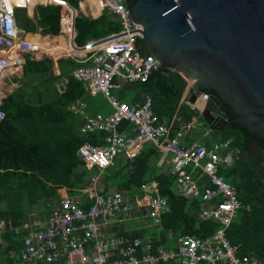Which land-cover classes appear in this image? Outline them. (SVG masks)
Listing matches in <instances>:
<instances>
[{"label": "built area", "instance_id": "built-area-1", "mask_svg": "<svg viewBox=\"0 0 264 264\" xmlns=\"http://www.w3.org/2000/svg\"><path fill=\"white\" fill-rule=\"evenodd\" d=\"M94 1L101 12L112 13L118 19L121 29L110 34L119 37L97 47H86L81 64L72 71L90 95L103 94L111 108L107 114L87 110L83 99L70 107L82 116L80 134L90 138L79 146L77 155L87 169L94 170L91 182L80 195H69L68 190L59 192V197L50 205L49 215L29 217L19 225L10 223L15 234L23 231L25 234L22 246L10 251L5 264H264L255 257L240 256L238 245L232 244L227 236L245 206L235 185L220 174V169L233 166L240 159L241 150L233 145L232 139L207 145L211 129H204L203 119L197 116L181 122L173 133L172 122L158 121L149 95L143 102L124 101L123 87L147 81L161 64L153 54H141L139 27L126 0ZM67 3L0 0V88L33 58V49H44L43 45L20 37L18 8L32 10L40 5H60L59 33L70 34V48L75 52L71 39L74 17L81 15L80 7L73 6V9ZM88 10L95 13L92 7ZM199 97L203 103L210 100L208 92L202 91ZM1 104L0 95V121L5 117ZM193 108L198 109L196 105ZM125 121L131 124L129 129L121 128ZM201 130L199 140L186 142L187 137ZM147 142L156 145L164 156L171 155V173L176 176L174 188L184 198L201 202L198 219L216 222L218 227L213 234L199 237L179 232L175 247L153 250L150 243L138 237L110 231L113 223L136 212L145 214L157 226L162 214L170 209L169 198L160 194L155 179L143 182L141 193L135 195L105 182L108 168L121 159H135ZM3 229L4 224L0 222V243Z\"/></svg>", "mask_w": 264, "mask_h": 264}, {"label": "trees", "instance_id": "trees-1", "mask_svg": "<svg viewBox=\"0 0 264 264\" xmlns=\"http://www.w3.org/2000/svg\"><path fill=\"white\" fill-rule=\"evenodd\" d=\"M67 1L78 8L79 0ZM60 16L61 6L58 4L38 6L33 17L27 15L25 8H18L16 12L21 26L29 32L42 34L59 33ZM76 29V42L84 45L87 41L120 31L121 26L112 13L105 11L103 18L98 19L78 16ZM64 39L63 36L55 39L58 47H62ZM33 40L41 45L51 43L37 34ZM138 46L141 54L150 53L141 39ZM36 51L33 49L32 55L46 58L51 69L56 67L55 55L64 58L60 50L45 52L38 48ZM60 65L67 78L61 93L43 92L35 99L33 94L27 95L22 86L1 105L5 117L0 121V222L4 224L0 264H5L12 249L22 246L25 234V231L15 234L9 227L10 223L19 225L29 217L49 215L50 205L59 197L61 187H66L69 195H80L82 189L90 184L94 173L77 155L79 146L90 138L80 134L82 116L70 109L77 100L89 101L91 96L83 82L70 72L71 62L62 61ZM44 73L42 61L28 60L24 66L26 77H41ZM132 84L134 101L143 102L145 96L149 95L152 98V111L158 121L172 122L173 133L181 122L189 121L194 116L201 118L198 109L182 102L187 80L177 71L160 67L152 72L147 81ZM203 91L210 94L208 108L212 111L219 109L211 99L212 95L219 97L218 93L208 88ZM223 107L230 111V117L235 116L230 106L224 104ZM130 127L127 121L121 126L123 129ZM226 139L233 140V145L241 150V157L233 166L222 167L220 174L235 185L238 197L245 206L237 214L227 236L232 244L238 245L240 256L255 257L264 263V164L259 167L257 163H250L252 156L243 157L252 143H256L255 149L264 156V135L231 119L223 130H212L206 142L211 145ZM161 154L156 145L147 142L135 159L119 160L107 169L105 176L106 184L117 185L130 195L140 194V185L155 179L159 183L160 194L168 196L170 209L162 214L160 224L152 232L148 229L119 232L140 238L151 234L149 241L153 250L160 245L163 248L175 247V237L184 225L188 226L189 234L195 233L199 237L213 234L218 227L214 221L198 219L201 202L180 195L174 188V174L159 172L156 163Z\"/></svg>", "mask_w": 264, "mask_h": 264}, {"label": "water", "instance_id": "water-1", "mask_svg": "<svg viewBox=\"0 0 264 264\" xmlns=\"http://www.w3.org/2000/svg\"><path fill=\"white\" fill-rule=\"evenodd\" d=\"M126 4L147 50L161 67L185 77L182 101L189 94V103L196 105L212 130L221 131L236 119L264 135V0H126ZM75 18L71 39L75 51L83 53L86 47L120 36L79 46ZM18 31L26 29L18 25ZM205 88L218 93L211 99L222 106L219 113L210 110L208 102H200ZM224 104L234 111L233 118Z\"/></svg>", "mask_w": 264, "mask_h": 264}, {"label": "crops", "instance_id": "crops-1", "mask_svg": "<svg viewBox=\"0 0 264 264\" xmlns=\"http://www.w3.org/2000/svg\"><path fill=\"white\" fill-rule=\"evenodd\" d=\"M81 0H79L80 3ZM86 0H82L83 4L81 6V4H79L78 8L80 9V14L84 15V16H88L91 18H103L104 13L100 11L98 5L96 4V2L94 0H89L88 3H84ZM88 7H92L93 11L95 13H92L91 11L88 10ZM27 10V15L29 17H33L34 15V11L35 9H26ZM100 15V16H99ZM99 16V17H97ZM20 25V24H19ZM23 27V26H22ZM76 33H77V29H76ZM75 33V34H76ZM39 35L41 36L42 39H46L47 41H51V43L43 45L44 49L46 48L47 50H44L45 52H50V51H54V50H60L61 51V55L64 56V58H60V55H55L54 58L57 59L56 60V67L55 69H51L48 65V60L46 58L40 57V56H34L33 58L30 60L33 61H42L44 64V68H45V73L41 76V77H26L24 75V68L19 72L18 75H14V76H10L9 78H7L8 80V87L7 85H3L0 90H1V97H2V104L3 102L17 89H19L20 87H24L26 89V94L28 95L29 93L33 94L35 99H37V95L43 92H50V93H54L59 92L61 93L64 90V87L66 85L67 82V78L66 76L63 74V70L62 67L60 65V63L62 61H69L71 62L72 66L70 69V72L73 71V68L76 67L77 65L81 64V60L83 59V54L82 52H78L75 51L73 53L72 49L70 48V34H42L40 32H29L26 30L25 33H20V37L27 39V40H33L35 35ZM65 37L64 42L62 47H58L57 41L55 40L58 37ZM91 41V40H90ZM76 42V39H75ZM89 41H87L85 44H87ZM41 44V43H39ZM76 44L78 45V43L76 42ZM84 44V45H85ZM84 45H79V46H84ZM58 47V48H57ZM56 48V49H54ZM52 49V50H50ZM55 62V61H52ZM69 73V72H68ZM17 79V81H16ZM6 81V80H5ZM18 81H22L21 86L19 88H17L16 90L14 88L16 82ZM134 84H126L122 91H121V96L123 97L124 101L126 102H136L134 101L135 96H134V89H133ZM53 90H50V89ZM90 100L86 101L87 104V110H93L96 112H100L103 114H107L110 112V105L107 101V99L104 97L103 94H98V95H90ZM44 98H46L44 96ZM182 102H186L187 104H189L192 108L194 107L193 105H191L189 103V94L184 96V101ZM1 104V105H2ZM201 106L203 105V103H200ZM204 129L205 128H210L205 122H204ZM211 129V128H210ZM203 130L201 131H197L195 132V135L193 136H189L186 139V142L189 141H193V140H199V136L201 134ZM212 131V129H211ZM211 136V133H210ZM156 166L159 168V172H165V173H171V155H167L164 156L163 154H161V157L159 159V161H157ZM67 191L66 187H61L59 189V192H64ZM156 228V226H154L153 224H151L150 220L145 217V214L143 213H133L129 218L123 219L121 222H115L110 226V231L111 232H115V233H119V232H133V231H141V230H146L148 229L149 231L152 232V230H154ZM185 232L188 233L189 229L187 225H184L179 232ZM195 234V233H193ZM151 234H147L145 235L143 238H140L141 240H143L144 242L146 241L147 243H150L149 238H150ZM159 247H163V246H159ZM157 247V248H159ZM152 248V246H151Z\"/></svg>", "mask_w": 264, "mask_h": 264}, {"label": "flooded vegetation", "instance_id": "flooded-vegetation-1", "mask_svg": "<svg viewBox=\"0 0 264 264\" xmlns=\"http://www.w3.org/2000/svg\"><path fill=\"white\" fill-rule=\"evenodd\" d=\"M218 107L219 109L215 110V112L218 111L219 113V110L221 109L222 106H218ZM255 146L256 143H252L251 147L248 148L249 151H247L243 157L250 158V156H252V160H250V163H257L259 167H261L264 164V156L260 155L259 151L255 149Z\"/></svg>", "mask_w": 264, "mask_h": 264}, {"label": "rangeland", "instance_id": "rangeland-1", "mask_svg": "<svg viewBox=\"0 0 264 264\" xmlns=\"http://www.w3.org/2000/svg\"><path fill=\"white\" fill-rule=\"evenodd\" d=\"M81 60V59H80ZM83 60V59H82ZM22 81H18V82H16V84H15V86H14V88H13V90L15 89H17V88H19L20 86H21V84L23 83H21ZM8 84V80L6 79V81L1 85V87L3 86V85H7ZM7 87H8V85H7Z\"/></svg>", "mask_w": 264, "mask_h": 264}, {"label": "bare ground", "instance_id": "bare-ground-1", "mask_svg": "<svg viewBox=\"0 0 264 264\" xmlns=\"http://www.w3.org/2000/svg\"><path fill=\"white\" fill-rule=\"evenodd\" d=\"M75 36H76V34H75Z\"/></svg>", "mask_w": 264, "mask_h": 264}, {"label": "clouds", "instance_id": "clouds-1", "mask_svg": "<svg viewBox=\"0 0 264 264\" xmlns=\"http://www.w3.org/2000/svg\"><path fill=\"white\" fill-rule=\"evenodd\" d=\"M59 3V2H58Z\"/></svg>", "mask_w": 264, "mask_h": 264}]
</instances>
